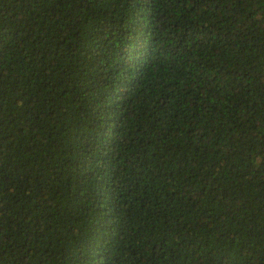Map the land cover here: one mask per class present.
I'll list each match as a JSON object with an SVG mask.
<instances>
[{"label": "trees", "instance_id": "1", "mask_svg": "<svg viewBox=\"0 0 264 264\" xmlns=\"http://www.w3.org/2000/svg\"><path fill=\"white\" fill-rule=\"evenodd\" d=\"M0 264H264V0H0Z\"/></svg>", "mask_w": 264, "mask_h": 264}]
</instances>
